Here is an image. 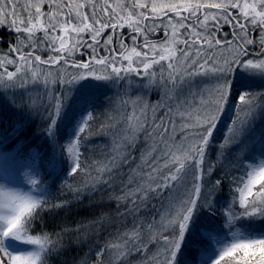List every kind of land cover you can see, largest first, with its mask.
<instances>
[{
	"label": "snow or ice",
	"instance_id": "obj_1",
	"mask_svg": "<svg viewBox=\"0 0 264 264\" xmlns=\"http://www.w3.org/2000/svg\"><path fill=\"white\" fill-rule=\"evenodd\" d=\"M70 248L264 264V0H0V264Z\"/></svg>",
	"mask_w": 264,
	"mask_h": 264
},
{
	"label": "trees",
	"instance_id": "obj_2",
	"mask_svg": "<svg viewBox=\"0 0 264 264\" xmlns=\"http://www.w3.org/2000/svg\"><path fill=\"white\" fill-rule=\"evenodd\" d=\"M9 121L6 119L5 120V127H7ZM35 126L33 125V128ZM9 144H11V140L8 141ZM79 208L80 210L77 211L76 209ZM95 209H90V208H86L83 206H77L74 205L72 210L68 211H61L58 212L56 214H47L44 217V220L41 222L45 227H47L48 229H51L57 225H59L60 223H62L63 221L67 220V222L72 223L74 222L77 218L80 217H87L90 216L94 213ZM40 225H37V227L39 228ZM81 251V249H69V251L62 255L60 257V260L58 262V264H64L65 261H68V264H71L72 261V257L77 253Z\"/></svg>",
	"mask_w": 264,
	"mask_h": 264
}]
</instances>
